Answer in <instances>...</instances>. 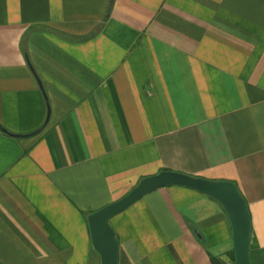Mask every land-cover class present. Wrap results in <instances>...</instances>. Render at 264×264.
I'll use <instances>...</instances> for the list:
<instances>
[{
  "label": "crops",
  "instance_id": "1",
  "mask_svg": "<svg viewBox=\"0 0 264 264\" xmlns=\"http://www.w3.org/2000/svg\"><path fill=\"white\" fill-rule=\"evenodd\" d=\"M43 126L0 131V264H99L87 216L161 172L233 184L264 264V0H0V127ZM108 223L118 264L234 262L185 187Z\"/></svg>",
  "mask_w": 264,
  "mask_h": 264
},
{
  "label": "water",
  "instance_id": "2",
  "mask_svg": "<svg viewBox=\"0 0 264 264\" xmlns=\"http://www.w3.org/2000/svg\"><path fill=\"white\" fill-rule=\"evenodd\" d=\"M47 120L44 125H46ZM43 128L44 126L29 135L10 134L1 127L0 131L9 137L23 139L36 136ZM171 186L185 187L216 201L222 207L230 225L234 256L233 264H250L248 254L250 238L249 214L244 199L234 185L228 182H211L191 178L172 172H161L140 180L124 197L87 216L86 222L90 247L98 257L99 264H118V241L108 221L127 210L148 193Z\"/></svg>",
  "mask_w": 264,
  "mask_h": 264
}]
</instances>
